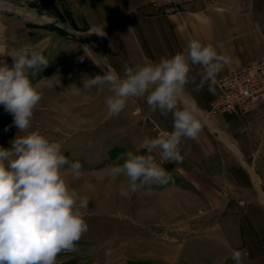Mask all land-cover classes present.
Listing matches in <instances>:
<instances>
[{
	"label": "crops",
	"instance_id": "obj_1",
	"mask_svg": "<svg viewBox=\"0 0 264 264\" xmlns=\"http://www.w3.org/2000/svg\"><path fill=\"white\" fill-rule=\"evenodd\" d=\"M7 2L9 7L0 9V45L31 43L53 31L83 37L81 50L87 45L93 52L91 58L81 53L94 68L89 78L103 75L109 66L123 78L126 68L171 58L194 39L231 57L215 81L205 82L199 91L204 70L192 66L189 76L194 83L185 91L201 110L202 130L195 139L182 138V163L161 161L154 153L171 177L167 184L154 182L132 191L125 177L108 175L111 166L125 162L127 152L147 154L144 138L158 134L146 118L172 130V114L165 118L153 112L146 95L129 100L125 108L142 109V121L127 115L120 122L125 129L117 120L115 133L108 136L109 161L95 151L99 163L83 168L69 184L88 198L86 220L92 222L89 227L99 243L94 253L107 255L100 258L101 264H235L233 250L245 253L243 264H264V104L244 116L210 113L219 82L264 58V0ZM95 28L106 35L91 34ZM78 84L81 93L82 81ZM210 84L214 95L208 92ZM106 90L104 85L84 93ZM109 96L105 94L98 107L106 109ZM68 260L62 257L58 264Z\"/></svg>",
	"mask_w": 264,
	"mask_h": 264
},
{
	"label": "clouds",
	"instance_id": "obj_2",
	"mask_svg": "<svg viewBox=\"0 0 264 264\" xmlns=\"http://www.w3.org/2000/svg\"><path fill=\"white\" fill-rule=\"evenodd\" d=\"M7 7V0H0V9ZM91 34L106 35L100 28ZM83 51L85 56H93L87 45ZM8 56L13 61L11 67L0 61V105L13 116L21 133L31 127L46 81L50 80L34 83L31 74L47 68L49 62L39 45L20 47ZM230 63V56L194 39L171 58L126 68L123 78L111 66L103 75L85 77L84 90L109 86L112 95L105 102L110 117L124 111L129 100L145 95L153 112L158 110L165 118L172 114L171 131L160 129L157 137L144 138L146 155L127 152L125 162L111 166L108 175L112 179L125 177L132 191L150 188L154 182L167 184L171 177L154 153L161 161L182 163V138L195 139L202 130L201 110L185 91L190 82L194 83L189 76L192 66L204 70L199 91L205 82H214ZM208 92L215 94L211 84ZM11 144V149L0 147V264H58L59 254L78 251L79 241L89 230L88 198L68 180L70 174L79 176L83 166L69 160L62 142L49 140L39 132L18 135ZM244 254L233 250L235 264H243Z\"/></svg>",
	"mask_w": 264,
	"mask_h": 264
},
{
	"label": "rangeland",
	"instance_id": "obj_3",
	"mask_svg": "<svg viewBox=\"0 0 264 264\" xmlns=\"http://www.w3.org/2000/svg\"><path fill=\"white\" fill-rule=\"evenodd\" d=\"M53 32H55L52 33L53 35L42 33L31 43L23 41L21 45H18L7 42L0 45V61L7 63L10 67L13 61L8 55L13 50L28 45H39L48 59L49 66L33 72L31 79L34 83L44 78L50 79L46 81L43 99L34 112L32 125L28 130L20 133L13 123V116L5 111L3 105H0V147L11 149V141L18 135L26 136L31 132H39L49 140L62 142L64 154L70 161H79L83 170L99 163L100 159L96 153L99 155L102 152L107 155L105 149L108 142L106 141L109 140L110 133H115L117 120H119V126L123 125L120 122L126 121L127 115H135L138 121H142L144 112L140 108L128 112L124 110L118 116H113L112 121L107 108H102V104L98 107L105 94L111 95L108 85L106 93L94 94L91 91L84 93L88 90H82L79 93V81H82L81 85H83L85 77L89 78L88 75L94 70L89 60H78L81 53H84L80 43L83 37L71 38L61 31ZM50 35L52 39H45ZM60 36L64 39L61 40ZM122 127L125 129L126 126ZM109 156L108 154L107 161ZM74 176L76 175L70 174L69 181L72 182ZM89 224L92 225V222ZM85 235L86 239L82 238L77 245L78 251L65 255L59 254L57 260L63 257L69 259L66 264H93L94 262L101 264L100 258L102 256L107 258V255L94 253L99 243L91 227Z\"/></svg>",
	"mask_w": 264,
	"mask_h": 264
},
{
	"label": "built area",
	"instance_id": "obj_4",
	"mask_svg": "<svg viewBox=\"0 0 264 264\" xmlns=\"http://www.w3.org/2000/svg\"><path fill=\"white\" fill-rule=\"evenodd\" d=\"M220 93L212 102V115L232 114L244 116L254 111L257 105L264 104V58L229 73L219 82ZM153 129L157 132L160 125L153 120ZM180 151L182 147L180 144Z\"/></svg>",
	"mask_w": 264,
	"mask_h": 264
}]
</instances>
